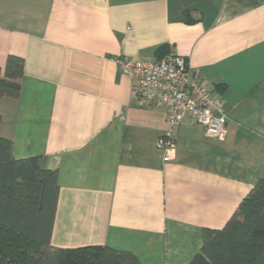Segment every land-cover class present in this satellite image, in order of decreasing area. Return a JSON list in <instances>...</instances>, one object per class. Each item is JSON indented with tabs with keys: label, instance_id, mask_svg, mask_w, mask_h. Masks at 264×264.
<instances>
[{
	"label": "crops",
	"instance_id": "0c3cea01",
	"mask_svg": "<svg viewBox=\"0 0 264 264\" xmlns=\"http://www.w3.org/2000/svg\"><path fill=\"white\" fill-rule=\"evenodd\" d=\"M183 56L227 112L223 140L188 118L164 162L162 107L132 100L118 57ZM0 98L15 158L58 172L55 248L105 245L140 264H189L264 177V0H0ZM123 264H131L125 261Z\"/></svg>",
	"mask_w": 264,
	"mask_h": 264
},
{
	"label": "trees",
	"instance_id": "16d2710c",
	"mask_svg": "<svg viewBox=\"0 0 264 264\" xmlns=\"http://www.w3.org/2000/svg\"><path fill=\"white\" fill-rule=\"evenodd\" d=\"M23 69L24 58L17 55L0 65V98L19 95ZM1 119L0 264H140L132 252L105 245L52 246L58 172L42 167L38 157L15 158ZM202 237V248L189 264H264V177L224 227H205Z\"/></svg>",
	"mask_w": 264,
	"mask_h": 264
},
{
	"label": "built area",
	"instance_id": "2783aa9c",
	"mask_svg": "<svg viewBox=\"0 0 264 264\" xmlns=\"http://www.w3.org/2000/svg\"><path fill=\"white\" fill-rule=\"evenodd\" d=\"M115 60L121 71L134 80L135 103L167 111L168 127L158 141L164 162L177 158L176 131L187 118L203 124L207 138H225L228 115L223 100L203 84L185 57L169 53L156 60L127 57Z\"/></svg>",
	"mask_w": 264,
	"mask_h": 264
}]
</instances>
